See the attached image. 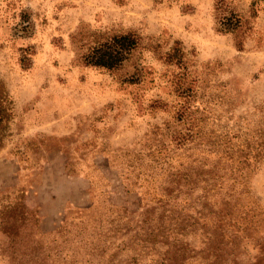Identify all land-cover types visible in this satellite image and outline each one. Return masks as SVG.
I'll return each mask as SVG.
<instances>
[{
	"label": "rangeland",
	"instance_id": "1",
	"mask_svg": "<svg viewBox=\"0 0 264 264\" xmlns=\"http://www.w3.org/2000/svg\"><path fill=\"white\" fill-rule=\"evenodd\" d=\"M231 13L239 28L219 32ZM126 33L138 45L119 68L82 63L93 43ZM172 48L180 61L167 64ZM0 85L10 102L0 211L21 208L28 244L47 264H170L172 243L195 256L185 264H264V161L235 203L218 257L205 251L202 216L220 197L197 203L200 191L183 197L176 185L166 186V205L160 196L163 170L185 161L172 140L182 128L178 86L200 96L190 108H205V129L257 120L264 0H0ZM8 246L0 233V264H11Z\"/></svg>",
	"mask_w": 264,
	"mask_h": 264
},
{
	"label": "trees",
	"instance_id": "2",
	"mask_svg": "<svg viewBox=\"0 0 264 264\" xmlns=\"http://www.w3.org/2000/svg\"><path fill=\"white\" fill-rule=\"evenodd\" d=\"M219 8L218 6L217 9ZM240 24L236 14L222 16L219 20V32L233 33ZM137 45L138 37L134 34L112 35L93 43L81 56V61L86 66L107 71L115 70L129 58ZM179 58L180 51L177 48H172L164 54V61L167 64L178 63ZM177 90H180L178 96L182 101L175 113V119L182 124V128L174 132L172 140L177 149L186 148L179 156L184 157L185 161H179L176 167L167 166V169L163 170L165 175L162 181L165 186H161L160 190L165 194L160 195L163 197L161 202L164 201L166 205L172 199L169 196L172 185L181 188L177 191L183 197L194 191H200L195 199L197 203H204L210 194L218 195L221 199V207L215 212H208L202 216V219H205L203 225L211 233L205 251L211 252V257H218L217 253L223 251L226 246L223 243L225 231L235 224L236 216L233 210L235 203L244 193L248 176L264 161V106L258 109L257 120L253 121L252 125L247 124L250 127L236 125L235 128H225L218 134L201 125L205 118V108L199 110L196 105L190 108V102H195L200 97L197 92L190 87L178 86ZM9 105L10 102L0 85V126L9 117ZM201 206L204 207L203 204ZM24 216L17 205L2 207L0 233L10 242V246L2 251L11 264H47L48 255L40 250L41 247L35 246L34 243L28 244L30 232L25 231L27 225L24 223L26 220ZM148 221L155 223L152 219ZM182 222L183 220L180 224ZM160 225L157 224L156 228L161 227ZM185 226L190 227L191 224L185 223ZM175 229L165 231L176 234ZM230 241L232 242L231 239ZM170 248L166 256L170 264H185L195 257L189 256L185 248L175 246L174 243Z\"/></svg>",
	"mask_w": 264,
	"mask_h": 264
}]
</instances>
